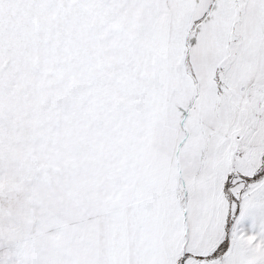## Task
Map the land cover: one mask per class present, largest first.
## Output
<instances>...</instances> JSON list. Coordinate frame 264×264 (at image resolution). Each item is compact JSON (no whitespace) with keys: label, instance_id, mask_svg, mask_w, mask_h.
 Returning a JSON list of instances; mask_svg holds the SVG:
<instances>
[{"label":"snow or ice","instance_id":"obj_1","mask_svg":"<svg viewBox=\"0 0 264 264\" xmlns=\"http://www.w3.org/2000/svg\"><path fill=\"white\" fill-rule=\"evenodd\" d=\"M0 264H264V0H0Z\"/></svg>","mask_w":264,"mask_h":264}]
</instances>
